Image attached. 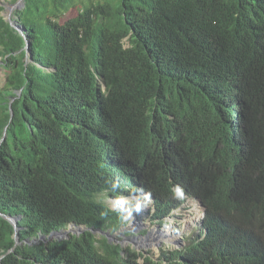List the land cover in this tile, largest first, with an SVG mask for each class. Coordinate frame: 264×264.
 <instances>
[{
  "label": "trees",
  "instance_id": "obj_1",
  "mask_svg": "<svg viewBox=\"0 0 264 264\" xmlns=\"http://www.w3.org/2000/svg\"><path fill=\"white\" fill-rule=\"evenodd\" d=\"M23 3L22 34L0 6V214L20 229L0 216V264H141L87 230L31 244L115 232L100 197L136 184L159 218L172 184L206 208L205 234L143 264H264V0Z\"/></svg>",
  "mask_w": 264,
  "mask_h": 264
},
{
  "label": "clouds",
  "instance_id": "obj_2",
  "mask_svg": "<svg viewBox=\"0 0 264 264\" xmlns=\"http://www.w3.org/2000/svg\"><path fill=\"white\" fill-rule=\"evenodd\" d=\"M237 95L239 97L238 100L236 101L238 104L237 106V112H238V110H240L239 106L245 104V102L240 93H237ZM240 114L242 113L238 112L237 115V120L239 119L238 121H241ZM240 123L241 122H239V125L243 127V125ZM136 193L142 195V199H143L142 205L139 208H137L136 207L137 205L134 203L128 204L126 206L127 210H132L135 207L132 213L140 215L141 219L137 220L136 217L131 224V227H133L134 230L131 229L126 230L125 226L127 225V223L124 220L125 216L123 215L124 212L123 209L111 208L107 204L110 210L120 211L123 215V225L119 226L118 230H116L115 232H111L109 230L101 231V230H95L93 228L87 229L84 226H77L75 224H70L67 228L59 230V231H67V230L70 231L69 237H65L63 239H70L72 236L81 235L87 230L98 235H104L108 239V242H113L115 244H120L125 246V243L128 244L138 243L141 244V246L151 245L148 247H156L158 249V252H160V249L166 252L167 251L173 252L176 250L184 249L188 245L192 237H195L199 234L202 235L205 234L206 232V227L204 224L206 219L205 204L195 192L189 191V189H186L184 185L172 184L169 190V195L166 192V196L163 198V200H160L161 204L167 206V212L165 213V216L163 218H159L156 216L158 199L160 198L153 194L145 196V191L144 190L140 191L138 184L129 187V190L119 195H116L111 199L118 202H122V201L126 202L127 197L134 196ZM143 204H145V206H143ZM72 228L78 229L79 232L72 231ZM153 229H155L154 233L152 232ZM193 230H195V232L197 233L194 232L192 233ZM187 231H191V232L187 235V237H185L184 235L187 234ZM141 233L145 236H142ZM194 234L195 236H192ZM50 235H48L47 237L48 240L45 241L46 243L48 241H52L55 239L54 238L49 240L51 237ZM56 240L61 241L60 239H56ZM185 242H187V244L181 247L182 244ZM132 249L140 253V255L142 256L138 258V261L141 264L144 263V259H143L144 257L146 256L152 257L150 254H146L144 251H138L134 247H132ZM123 255H125V253ZM157 257H159V253Z\"/></svg>",
  "mask_w": 264,
  "mask_h": 264
},
{
  "label": "rangeland",
  "instance_id": "obj_3",
  "mask_svg": "<svg viewBox=\"0 0 264 264\" xmlns=\"http://www.w3.org/2000/svg\"><path fill=\"white\" fill-rule=\"evenodd\" d=\"M94 1H104V0H94ZM15 4V2L13 1V0H0V6L1 7H6V6H9V5H14ZM20 5L21 4H19V6L18 7H16V8H14L13 10H12V12H11V18H12V13H13V11L14 10H16V9H19L20 8ZM79 10H81V7H80V5L79 4H77L66 16H65V18L67 19V18H71V17H75L76 15H77V13L79 12ZM8 11H7V9H4V11L2 12V16L5 18V20H8ZM10 18V19H11ZM64 20V19H63ZM0 74L2 75V77L0 78V88H2V86H3V82H4V78H5V75H6V73H4L3 72V69L0 67ZM244 105V104H243ZM238 112H241L242 113V111H240V110H238ZM240 121H238V123H239ZM245 125V124H244ZM139 180H137V177L135 178V182L137 183ZM110 199H107V197L106 196H101L100 197V199L102 200L101 202H103V203H105L106 205L108 204L111 208H119V209H123V215L125 216V218H124V220H125V222L127 223V225L125 226L126 227V230H134V228L133 227H131V224H132V222H133V220H135V218L137 217V220H140L141 218H140V215L139 214H133L132 213V211H133V209H135V207L132 209V210H127V208H126V206L128 205V204H131V203H134V204H136L137 206V208H139L141 205H142V203H143V199H142V195H140V194H138V193H136L134 196H130V197H127L126 199H127V201L126 202H118V201H115V200H112L111 198L112 197H109ZM143 206H145V204H143ZM72 231H75V232H79L78 231V229H75V228H72ZM154 231H155V229H153L152 230V232L154 233ZM191 231H187V234H185L184 236L185 237H187V235L190 233ZM197 233V232H195V230H193L192 231V233ZM141 235L142 236H145V235H143L142 233H141ZM192 236H195V234L194 235H192ZM193 238V237H192ZM53 239V238H52ZM40 240L41 241H47L48 240V238L47 239H45L44 237H41V238H39V239H32L31 240V244H38L39 242H40ZM190 241H192V240H190ZM189 241V242H190ZM18 242H19V240H18ZM141 243V242H140ZM185 244H187V242H185V243H183L182 244V246L181 247H183ZM189 244V243H188ZM122 246V248L123 249H126L125 248V246L127 247V246H132V247H134L136 250H138V251H144L146 254H150L151 256H152V258H154V259H156V258H158L157 257V255H158V249L156 248V247H148V246H151V245H144V246H141V244H138V243H134V244H132V243H130V244H128V243H125V246H123V245H121Z\"/></svg>",
  "mask_w": 264,
  "mask_h": 264
},
{
  "label": "water",
  "instance_id": "obj_4",
  "mask_svg": "<svg viewBox=\"0 0 264 264\" xmlns=\"http://www.w3.org/2000/svg\"><path fill=\"white\" fill-rule=\"evenodd\" d=\"M24 0H18L17 1V3L16 4H14V5H9V6H6V7H4V9H7V11H8V22L11 24V26L12 27H14L17 31H19L21 34L23 33V28L22 27H20V26H18V25H16L13 21H12V19H10L11 18V12H12V10L14 9V8H16V7H18L19 6V4H21L20 5V8L21 7H24ZM19 8V9H20ZM28 47H29V44L27 43V45H26V49H28ZM14 101V99L10 102V104H9V106H10V110H11V104H12V102ZM11 112V118H12V116H13V112H12V110L10 111ZM6 130H7V127L4 129V135H3V137H2V139H1V141H0V145L3 143V141L6 139ZM0 216H2L6 221H8L13 227H14V229H15V233H14V239H15V243L17 244L18 243V240H19V237H18V232H19V227L17 226V220L16 219H14V218H11V217H9V216H5V215H2V214H0ZM69 235H70V231L69 230H67V231H58V232H55V233H52L50 236V239L49 240H51L52 238L54 239H60V240H62L63 238H65V237H69Z\"/></svg>",
  "mask_w": 264,
  "mask_h": 264
}]
</instances>
